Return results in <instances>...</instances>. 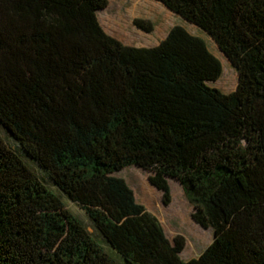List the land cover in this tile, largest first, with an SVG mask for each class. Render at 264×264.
<instances>
[{
  "label": "trees",
  "instance_id": "16d2710c",
  "mask_svg": "<svg viewBox=\"0 0 264 264\" xmlns=\"http://www.w3.org/2000/svg\"><path fill=\"white\" fill-rule=\"evenodd\" d=\"M155 1L214 40L234 91L210 84L222 64L182 26L131 46L101 26L108 0H0V125L23 153L0 136V264H264V0ZM131 165L165 204L168 178L181 184L213 230L198 257L182 260L184 238L170 241L114 175Z\"/></svg>",
  "mask_w": 264,
  "mask_h": 264
},
{
  "label": "rangeland",
  "instance_id": "374dc122",
  "mask_svg": "<svg viewBox=\"0 0 264 264\" xmlns=\"http://www.w3.org/2000/svg\"><path fill=\"white\" fill-rule=\"evenodd\" d=\"M98 18L101 26L109 35L131 46H155L167 36L174 26L184 27L193 35L203 38L209 50L222 64L221 77L215 82H210V84L224 93H230L236 89L238 74L228 58L219 50L214 40L201 28L186 21L162 3L155 0H108V5L98 11ZM137 21H143L146 25H150L152 31L147 32L139 28L136 25ZM0 136L11 148L23 154L19 144L1 125ZM27 161L45 184L61 196L65 206L85 225L87 230L99 242L103 243L101 236L80 205L68 199L35 162L28 158ZM150 174L151 172L144 168L131 165L114 175L125 179L133 190L137 202L143 204L148 211L158 218L170 241H173L176 236L184 238L185 248L180 254L182 260L188 261L198 257L213 240L212 228H203L193 220V207L181 184L176 179L168 178L171 200L165 204L162 192L150 183ZM59 241L60 239L51 240L47 243H41L35 248L41 254L52 252ZM105 247L108 248L106 245Z\"/></svg>",
  "mask_w": 264,
  "mask_h": 264
},
{
  "label": "bare ground",
  "instance_id": "6f19581e",
  "mask_svg": "<svg viewBox=\"0 0 264 264\" xmlns=\"http://www.w3.org/2000/svg\"><path fill=\"white\" fill-rule=\"evenodd\" d=\"M228 80H230V79H228Z\"/></svg>",
  "mask_w": 264,
  "mask_h": 264
}]
</instances>
